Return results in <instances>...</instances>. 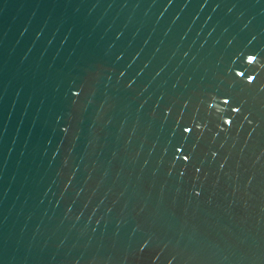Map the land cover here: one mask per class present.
<instances>
[{
	"label": "water",
	"instance_id": "obj_1",
	"mask_svg": "<svg viewBox=\"0 0 264 264\" xmlns=\"http://www.w3.org/2000/svg\"><path fill=\"white\" fill-rule=\"evenodd\" d=\"M0 264H264V0H0Z\"/></svg>",
	"mask_w": 264,
	"mask_h": 264
}]
</instances>
